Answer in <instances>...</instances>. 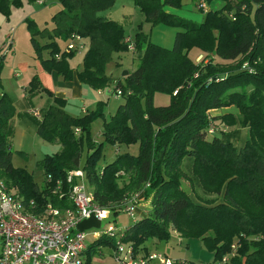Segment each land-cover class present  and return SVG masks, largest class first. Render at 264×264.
Returning <instances> with one entry per match:
<instances>
[{
    "label": "trees",
    "instance_id": "trees-1",
    "mask_svg": "<svg viewBox=\"0 0 264 264\" xmlns=\"http://www.w3.org/2000/svg\"><path fill=\"white\" fill-rule=\"evenodd\" d=\"M60 1L62 7L52 16L55 26L51 31L27 19L39 57L43 49H51V57L42 58L43 64L65 79L73 78L70 60L76 51H62L56 40L41 45L37 36L71 41L78 34L88 40L78 72L80 81L97 90L120 88L126 101L107 120L104 100L96 110L75 116L66 110L67 100L55 97L56 103L38 120V135L61 144L59 151L46 153L38 161L44 175L53 176L52 185L63 179L68 191V172L84 169L96 202L104 208L116 209L123 199L140 191L151 197V210L125 232L124 240L139 251H150L149 238L168 240L176 231L182 237L200 238L215 260L239 239V251L231 264H264V0H223L222 7L206 11L202 22L168 10L181 7L182 0H135L153 26L165 24L183 31L171 48L138 31L134 36L138 65L125 76L126 85L106 74L113 54L128 51L123 25L100 14L116 0ZM22 4L23 0H0V11L9 17L12 7ZM193 48L203 51L200 60L190 54ZM3 58L0 55V88ZM39 82L34 76L30 91L38 90ZM42 90L53 95L47 88ZM157 92L169 94L171 102L155 105ZM231 105L239 112L215 111ZM15 113L10 95L0 92V177L26 199L74 206L70 195L60 199L50 192L49 184L40 186L32 172L14 166L10 137ZM99 118L105 119L104 140L97 144L92 124ZM216 122L247 127L244 144L237 147L230 131H225L227 136L215 135ZM107 143H139V150L119 151L99 166ZM184 181L190 192L183 188ZM99 243L116 244L102 236L90 247ZM90 253L86 264H91Z\"/></svg>",
    "mask_w": 264,
    "mask_h": 264
},
{
    "label": "built area",
    "instance_id": "built-area-1",
    "mask_svg": "<svg viewBox=\"0 0 264 264\" xmlns=\"http://www.w3.org/2000/svg\"><path fill=\"white\" fill-rule=\"evenodd\" d=\"M44 2V0H40ZM208 0H198L197 7L208 10ZM82 37L74 35L66 46V52L82 51L85 44ZM128 51L137 52L134 38L125 39ZM12 39L5 43L11 47ZM61 58V54L56 55ZM202 55L198 56V60ZM108 92L121 96L120 88L111 87ZM31 113L42 119L39 110L32 109ZM80 132V128H75ZM214 127L210 128V132ZM45 184H49L50 192L58 194L60 199L70 195L74 206L62 207L53 201H39L36 198L26 199L16 188L11 187L0 177V264H86L88 240L100 239L106 236L114 239L113 258L116 264H196L192 261L174 259L161 251L142 252L131 243L124 240L127 227L111 223L106 229L88 230L81 223L88 219H96L100 223L109 218L111 212L117 215L125 212L137 218V208L140 200L144 199L143 191L135 193L130 198L123 199L118 208H104L96 200L94 193L88 190L87 174L78 168L68 172L67 183L70 189L65 190V182L58 179L54 185L53 176H45ZM149 183H147L148 185ZM239 239H236L231 250L223 257L208 263L200 264H231L238 254Z\"/></svg>",
    "mask_w": 264,
    "mask_h": 264
},
{
    "label": "rangeland",
    "instance_id": "rangeland-1",
    "mask_svg": "<svg viewBox=\"0 0 264 264\" xmlns=\"http://www.w3.org/2000/svg\"><path fill=\"white\" fill-rule=\"evenodd\" d=\"M24 2V0H23ZM29 2V3H28ZM35 1H28L25 5L27 11H32L37 9V6ZM219 2V3H218ZM223 0L215 1L211 3V6L213 8H218L222 7L224 5ZM23 6V5H21ZM21 6H13L12 9L15 12L14 15H12L13 18H20L22 21V16H23V10H19ZM14 13V12H13ZM52 22V20H51ZM15 25V24H14ZM26 26H22V34L20 35V39H17L18 41L16 42V51H14L15 48L8 47L4 45V47L0 50L1 55L6 54L5 57V64L2 67L1 70V84L3 87L8 88V86H11L13 90H16L17 95H22L19 99L18 102H20V106L26 105L28 98H31L33 107L36 110H39L41 114H44L46 109L50 105V100L48 102V98H44L41 95H37V92L35 93H30L27 95L25 92H21V89L17 88L18 84L24 83L28 81V66L27 68H23L22 66L19 65V62H25L29 61L31 64V67H34L33 64L35 63L34 60L36 61H41L43 60L41 57H39L37 51H35V47L30 39V34L28 35V32L26 30ZM25 31V32H24ZM41 36H37V39L39 41H43L41 39ZM84 50V49H83ZM82 50V51H83ZM82 51H77V53L82 52ZM14 54V55H13ZM136 53L133 54L130 51H120L116 52L113 54L112 60L107 64L106 66V74L107 76L114 78L116 80H121V82L126 85V78L123 75L124 70H132L134 67L138 65V59L135 57ZM194 56V54H193ZM41 59V60H40ZM218 60H220L218 58ZM17 71L19 72L18 75L15 74ZM109 87H105V93L104 97L106 98L107 107L106 110V116L105 118L109 120L113 114H115L117 108L119 107L120 104L124 103L126 101L125 96H118V95H111L107 89ZM33 92V91H30ZM46 93L50 95L46 91ZM171 102V96L166 93H161L157 92L154 96V104L155 105H168ZM98 104V103H97ZM145 104V101H144ZM97 107V106H96ZM95 108H92L91 110H96ZM227 110L229 111H234V112H239L238 108L235 105H231L227 107ZM27 122L30 124V126L35 127L37 120L35 118H30L27 117ZM104 118H99L96 119L93 124V137L97 141V144L102 142L104 139L103 137V129H104ZM216 134L215 135H223L227 136V133L230 131L232 135H234V138H232V141L235 143L237 147L242 146L244 144L247 136H248V128L247 127H241L240 125L237 126H225L224 124H219V122H216ZM15 127V126H14ZM18 128V127H16ZM20 128V127H19ZM18 128V131H19ZM227 133H226V132ZM223 133V134H222ZM30 140L27 139L24 140L23 147H20V140L18 141L17 138H14L15 133L11 135L10 140L12 142V162L16 167H25L29 168L32 170L34 174L35 180L39 183L40 186H44V171L37 165V162L40 158L43 157L45 152L47 153H55L57 152L58 148L54 146L53 143L48 142L47 140L43 139L42 137L36 135L35 132H29L28 133ZM79 135V134H78ZM229 135V134H228ZM18 134L16 135V137ZM33 136L35 138L34 143L32 144L33 141ZM32 137V138H31ZM118 146L122 145H116V144H110L107 143L104 147V155L102 156L99 166H103L106 162H109L113 160L116 156V150ZM20 150L25 151V153L21 154L19 153ZM124 150V148H123ZM139 150V143L133 144L131 147V151L134 153H137ZM87 152L88 149L83 150V157L81 160V166L83 167L86 161L87 157ZM42 156V157H41ZM183 188L186 191H191L190 185L187 182H183L182 184ZM88 190L93 192V188L91 185L88 183ZM151 204V203H150ZM140 206H145L149 207V199H143L140 200L138 203V207ZM152 206V204H151ZM143 208V207H142ZM138 211V208H137ZM115 212H111L109 215V218L102 221L100 225L97 227L96 224H99V222H96L94 220H89L87 222H90V224H94L93 229H106L111 223H115L119 226L123 227H128L132 225L135 221L134 218L129 215L128 213L125 212H119L117 215H115ZM141 218V216L137 215V219ZM96 225V226H95ZM130 242V241H127ZM89 244V240H88ZM146 245L150 251H161L165 252L167 255L174 259H182V260H188L192 261L196 264L200 263H208V262H213L215 261L214 259V253L205 246L204 242L200 238H187V237H182L178 234L176 231H172L171 237L168 240H161L156 237H151L146 241ZM113 252H114V247L110 243H99L96 244L90 253V262L91 264H116L114 258H113ZM88 258V256H87ZM87 262V260H86Z\"/></svg>",
    "mask_w": 264,
    "mask_h": 264
},
{
    "label": "crops",
    "instance_id": "crops-1",
    "mask_svg": "<svg viewBox=\"0 0 264 264\" xmlns=\"http://www.w3.org/2000/svg\"><path fill=\"white\" fill-rule=\"evenodd\" d=\"M197 1L198 0H182L181 7H178V8L169 7L168 10L186 19H190L196 22H202L205 18V13L207 10L204 11L202 9H199L197 7ZM215 1L216 0H213V3ZM26 3H27V0H24L22 4L23 6L19 8V10H23L22 21L20 18L18 19L16 17L12 19V15H14L15 12H17V11H13L14 8L12 9V12L9 17H7L3 12L0 11V50L4 47L7 41L12 39L13 43L11 46L15 48L14 51H16V45H17L16 42L18 41L17 39H20V35L22 34V26H26V28L28 29L27 27L28 18L34 19L41 29L48 28V30L51 31L54 28L55 26L54 22H51V20H52V16L62 7L60 0H44V2H40V0H35V2L33 3L36 4L37 9L32 10V11L26 10V7H25ZM208 3H209V6H208V10H209L213 7L211 6V3H212L211 1ZM100 14L106 18L113 19L121 23L126 31V35L132 36L134 38L135 34L138 31H143L149 34L153 42L160 44L161 46H164L167 48H171L174 46L178 32L183 31V29L180 27L168 26L165 24H158V25L153 26L150 22L146 21L145 13L141 10L140 6L137 5L135 0H116L113 7L100 12ZM26 31L28 32V35H29L30 34L29 30H26ZM30 39H31V34H30ZM41 39H43L42 42L39 41L41 45H45L47 43H50L56 40L57 42H59V45L62 51L69 44V41H70V39L67 41H63L59 38L54 39L48 36H44V37L41 36L40 40ZM82 42L85 44L84 50L79 53L76 52L74 57L70 60L71 67L73 68V71H74L73 78L65 79L61 74H59L57 70H50L46 68L41 59H40L41 61L34 60L35 62L33 64L34 67H31L32 63H29V61L19 62V65L22 66L23 68H27L28 66V70H29L28 77L29 78L27 82L18 84L17 88L21 89V92H25L27 95H29L30 93L37 92V95L43 96V99L47 97L48 102L50 100V105L56 103L54 100L55 97H61L67 100V104L65 106L66 110L75 116L85 115L86 113L91 111L92 108H95L97 106V103L101 100H104L105 102L108 101L103 96L105 93V88L99 89V90L93 89L90 86H87L84 83H82L80 79L78 78V72L82 70L83 68V58L88 48V40L83 38ZM202 53L203 51L198 48H193L190 52L191 55L194 54V56H197V57ZM41 56L43 59L50 58L51 49L48 47L43 49ZM3 57H4L3 58V61H4L3 65H4L6 54L5 55L3 54ZM136 67H134L132 70L136 69ZM18 73L19 72L16 69L15 74L18 75ZM34 76L38 77L40 81L39 82L40 87L38 90L34 92H30L31 81ZM42 88L49 89L50 91H52L53 95L50 94L51 96H49L46 93V90H42ZM16 90H13L11 86H8V88H6V87H3L2 85L0 88V92H6L10 95L16 107V113L14 117L11 119V125L13 129V134L15 133L14 138H17L18 141L20 140L19 144H20V147L22 148L23 144L25 143L24 140L27 139V137H29L28 135L29 132H35L36 135H38L37 128H38L39 121L37 120L36 126L32 127L30 126V124H28L27 117L35 118V119H39V118H36L31 113V110L35 109L33 107L31 98H28L26 105L22 104L20 106V102H18V99L22 95H17ZM107 107H109V105H107V102H106L105 109H107ZM225 110H227V108L218 109L215 111L221 112ZM105 114H106V110H105ZM42 117H43V114H42ZM16 127L18 128L20 127L19 131H18V128ZM17 134L18 136L16 137ZM27 140H30V137ZM34 141H35V138L33 136L32 144L34 143ZM53 144L54 146L58 148V150L56 151H59L61 149L60 143L56 142ZM116 145H122L124 150H131V147L133 146V145L127 146V144H116ZM117 148L119 149L116 150V154L114 156H117L119 151L120 152L124 151L123 148H121V146H118ZM20 151H23V150H20ZM23 152L25 153V151ZM46 153L47 152H45V154ZM45 154L43 155V157L45 156ZM42 158H40L39 160H41ZM26 169L32 172V170H30L29 168H26ZM44 180H45V175H44ZM144 198L149 199V207L147 208L145 206L139 205L137 215L141 217L145 216L152 208L151 206L152 198L151 197L150 198L144 197ZM89 220H94L96 222H99L96 219H88L81 223V227L84 229H88V230H91L92 228H94V224L93 225L90 224L91 221L87 222ZM96 225L98 227L100 225V222L99 224H96ZM96 240L97 238H90L89 240V244H88L89 246L87 250L88 257H89V253L92 251V248L90 247V245L93 244Z\"/></svg>",
    "mask_w": 264,
    "mask_h": 264
},
{
    "label": "water",
    "instance_id": "water-1",
    "mask_svg": "<svg viewBox=\"0 0 264 264\" xmlns=\"http://www.w3.org/2000/svg\"><path fill=\"white\" fill-rule=\"evenodd\" d=\"M129 73V70H124L123 75L126 76Z\"/></svg>",
    "mask_w": 264,
    "mask_h": 264
}]
</instances>
